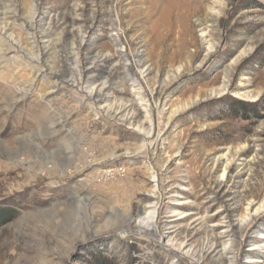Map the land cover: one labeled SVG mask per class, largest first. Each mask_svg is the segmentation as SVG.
<instances>
[{"label": "rangeland", "instance_id": "374dc122", "mask_svg": "<svg viewBox=\"0 0 264 264\" xmlns=\"http://www.w3.org/2000/svg\"><path fill=\"white\" fill-rule=\"evenodd\" d=\"M263 233L264 0H0V264H264Z\"/></svg>", "mask_w": 264, "mask_h": 264}, {"label": "bare ground", "instance_id": "6f19581e", "mask_svg": "<svg viewBox=\"0 0 264 264\" xmlns=\"http://www.w3.org/2000/svg\"><path fill=\"white\" fill-rule=\"evenodd\" d=\"M35 1H37V0H35ZM34 11L35 10H33V14H34ZM42 21V20H41ZM40 21V22H41ZM41 26H43V25H41ZM189 32H186L185 33V35H187ZM192 32H190L189 34H191ZM180 35V34H179ZM190 36V35H189ZM180 39V38H179ZM181 41V40H180ZM11 43V42H10ZM12 44V43H11ZM13 45V44H12ZM181 55V54H180ZM35 59V62L34 61H32V62H34V63H36L37 65H42V63H41V61H40V58H34ZM181 60V59H180ZM167 61V60H166ZM169 62V61H168ZM42 67H45V66H42ZM237 99H241V98H244V97H246V96H243V94H236V95H234ZM246 99L247 100H249V101H251V102H254L255 101V99H250V98H248V97H246ZM175 204H178V205H183V203L182 204H180V203H178V202H175ZM223 238H225V236H223L222 237V239ZM258 238L259 239H262V240H264V233L263 234H261L260 236H258ZM255 249H257V248H255ZM250 263H252V264H254V263H261L260 261H250Z\"/></svg>", "mask_w": 264, "mask_h": 264}, {"label": "trees", "instance_id": "16d2710c", "mask_svg": "<svg viewBox=\"0 0 264 264\" xmlns=\"http://www.w3.org/2000/svg\"><path fill=\"white\" fill-rule=\"evenodd\" d=\"M89 264H115V263L109 261L107 258L101 255H96L92 257V260Z\"/></svg>", "mask_w": 264, "mask_h": 264}]
</instances>
